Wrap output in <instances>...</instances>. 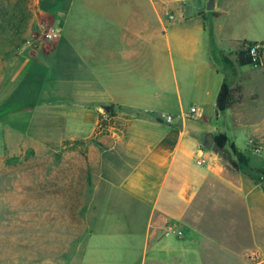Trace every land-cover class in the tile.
<instances>
[{"label": "crops", "instance_id": "obj_1", "mask_svg": "<svg viewBox=\"0 0 264 264\" xmlns=\"http://www.w3.org/2000/svg\"><path fill=\"white\" fill-rule=\"evenodd\" d=\"M192 1L58 0L50 11L37 1L60 31L52 50L0 60V101L27 79L15 111L28 121L15 132L33 148L80 144L96 173L93 231L77 264H264V0H213L212 10ZM251 2L258 14L238 21L249 37L229 14ZM242 41L262 45L256 64L241 62ZM41 52L52 53L47 63ZM223 83L241 87L228 109L245 115L235 126L263 142L255 153L237 148L246 166L223 159L214 141L205 147L220 133L234 145L205 123ZM105 108L112 124L99 123Z\"/></svg>", "mask_w": 264, "mask_h": 264}, {"label": "rangeland", "instance_id": "obj_2", "mask_svg": "<svg viewBox=\"0 0 264 264\" xmlns=\"http://www.w3.org/2000/svg\"><path fill=\"white\" fill-rule=\"evenodd\" d=\"M2 1L7 2V9L14 3H22V0ZM37 1L39 8L45 11L52 10L58 4V0H27L23 6L24 14L30 17L23 34L25 42L20 48H43L44 52L49 53L55 41H47L44 31L52 26V19L38 10ZM251 3L248 10L246 7L235 9L232 6L229 14L232 23L236 22L235 28L231 29L245 32L246 25L249 37L252 36V29L238 21L241 18L252 19L258 14L256 11L261 7L255 10L254 7L259 5ZM62 28L64 33L69 29L68 26ZM239 51L241 62L250 64L245 48L240 46ZM11 52L6 45H1L0 60L4 61ZM51 54L41 52L40 60L43 58L47 63ZM68 54L69 51H66L57 55L54 63L57 73H60ZM229 80L231 82L232 78ZM26 82L27 79L20 74L0 101V264H77L86 245L83 238L93 231L92 198L94 190L99 187L96 173L80 144L33 148L26 134L15 132V124L21 128L28 121L27 111H15V106L28 97L24 92ZM247 95L248 91L245 97ZM248 104L245 102V105ZM243 114V111L225 110L205 116L206 125L225 129L234 143H230L225 134H216L214 137L225 136L226 141L222 148H218L214 142L215 150L220 149L219 155L223 159H232V162L239 164L238 157L231 150L232 145L236 151L238 148L248 153L245 148L249 143L257 148L263 144L235 126L237 120L245 116ZM113 121L110 115L103 124H112ZM240 153L248 165L247 156Z\"/></svg>", "mask_w": 264, "mask_h": 264}, {"label": "trees", "instance_id": "obj_3", "mask_svg": "<svg viewBox=\"0 0 264 264\" xmlns=\"http://www.w3.org/2000/svg\"><path fill=\"white\" fill-rule=\"evenodd\" d=\"M24 2V4H22ZM27 0H22V3H14L10 9H7V2L0 0V46L6 45L9 50L16 51L24 44L23 34L26 28L28 18L24 14ZM254 42L242 41L241 46L246 47ZM243 63H248L244 62ZM241 87L235 89L229 88L225 83L222 84L216 98L217 112H223L230 109L236 102L240 100L239 93ZM226 141L225 136L214 137V142L218 148H222ZM232 152L238 157L241 164L246 165L247 161L243 155L236 151V148L231 146ZM264 174V172H261Z\"/></svg>", "mask_w": 264, "mask_h": 264}, {"label": "built area", "instance_id": "obj_4", "mask_svg": "<svg viewBox=\"0 0 264 264\" xmlns=\"http://www.w3.org/2000/svg\"><path fill=\"white\" fill-rule=\"evenodd\" d=\"M60 36V31L56 28H54L53 26L48 27L45 31H44V37L47 41H56L58 40ZM246 53L248 54L249 58H250V64L254 65L258 62L259 58H260V54H261V50H262V45H260L259 43H255V44H250L248 46L245 47ZM101 117L99 120V123H101L102 125H104V122H107L109 117H110V111L105 108L103 109L101 112ZM189 115L190 117H201V112L196 109L195 107H191L189 109ZM160 119L166 123H170L173 120L172 115L170 114H162ZM249 147L250 150L252 151V153L257 152L258 148L256 146H254L253 144L249 143Z\"/></svg>", "mask_w": 264, "mask_h": 264}, {"label": "water", "instance_id": "obj_5", "mask_svg": "<svg viewBox=\"0 0 264 264\" xmlns=\"http://www.w3.org/2000/svg\"><path fill=\"white\" fill-rule=\"evenodd\" d=\"M206 9L207 10H212L213 9V0H209L208 4L206 5ZM213 141H214L213 136L212 135H208L207 138H206V142L207 143H206L205 147L207 149H210ZM260 175H261L262 179L264 180V174L260 173Z\"/></svg>", "mask_w": 264, "mask_h": 264}]
</instances>
